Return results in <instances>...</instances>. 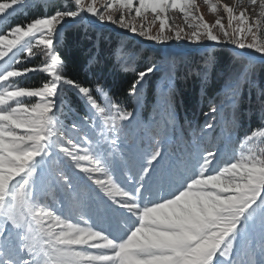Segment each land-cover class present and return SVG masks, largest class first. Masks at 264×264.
Returning <instances> with one entry per match:
<instances>
[{
  "label": "snow or ice",
  "instance_id": "snow-or-ice-1",
  "mask_svg": "<svg viewBox=\"0 0 264 264\" xmlns=\"http://www.w3.org/2000/svg\"><path fill=\"white\" fill-rule=\"evenodd\" d=\"M205 2L227 14V27L223 18L206 22L195 0H61L9 27L14 14L39 5L0 0V264H264V126L231 157L199 146L170 152L155 135L130 145L136 110L99 82L71 78L59 51L65 28L87 22L159 43H230L251 50L240 53L245 61L253 52L264 60V0H247L255 17L239 10L244 0ZM172 11L191 31L173 26ZM213 62L205 61V76ZM157 70L135 72L127 94L139 102ZM248 71L245 62L240 76ZM37 74L39 86H27ZM222 110L210 105L205 115L215 121Z\"/></svg>",
  "mask_w": 264,
  "mask_h": 264
},
{
  "label": "trees",
  "instance_id": "trees-1",
  "mask_svg": "<svg viewBox=\"0 0 264 264\" xmlns=\"http://www.w3.org/2000/svg\"><path fill=\"white\" fill-rule=\"evenodd\" d=\"M60 2L37 0L38 7H33L24 16L14 14L15 18L8 21L7 26L24 23L26 18L43 14L50 10L52 4ZM63 2L66 3L65 0ZM134 40L131 34H119L111 27L98 29L85 22L66 27L59 48L71 78L87 86L99 82L110 92L113 100L129 110H136L137 126L131 132L126 130L129 138L140 137L147 146L149 137L155 135L159 140L161 131L170 152L179 153L199 146L201 150H213L231 157L237 153L236 148L246 134L264 126V62L251 65L249 58L245 61L238 51L226 46L185 53L173 59L181 62L176 65L177 68L158 69L146 78L147 82L137 102L135 97L127 94L130 81L135 72L155 65L162 53L153 54L148 46L128 50L127 47ZM123 56L132 57L130 67L120 66ZM209 56L214 62L208 66L205 76L203 61ZM245 62L249 71L246 76H240ZM32 63L38 64L40 61L37 59ZM165 73L167 76L161 79ZM238 76L235 103H231L229 97L233 90L224 93V89L236 82ZM43 78L37 74L25 83L27 86H39ZM163 87L166 99L162 104L159 101ZM221 104H224L223 110L215 121L205 115L210 105L219 108ZM162 105L164 115L160 116L158 110ZM74 111L80 116L84 115L79 102L75 104ZM230 120L234 123L229 133ZM206 122L213 123L214 127L205 128ZM160 126H166L167 129L162 131Z\"/></svg>",
  "mask_w": 264,
  "mask_h": 264
},
{
  "label": "rangeland",
  "instance_id": "rangeland-1",
  "mask_svg": "<svg viewBox=\"0 0 264 264\" xmlns=\"http://www.w3.org/2000/svg\"><path fill=\"white\" fill-rule=\"evenodd\" d=\"M53 1L57 2L59 0H53ZM65 1L67 3V0H65ZM195 2L197 4V6H198V13L203 15V18H204V20L206 22H208L209 24H213V23H215V20L217 18H223V23L227 27V14L222 9L219 10L218 13H212L210 11L209 4L206 3L205 0H195ZM211 2L212 3H216L217 0H211ZM219 2L221 4H228L230 6H234V4H235V0H219ZM103 3H104V0H97V7H101ZM243 9H247L248 12L253 17H255L256 12L258 11V8L256 10H253V6L248 4L247 0H244L242 8L239 9V10H243ZM169 15L172 18L173 26L178 25L179 27L184 28L185 31H191V29L187 28V26L185 24V21L182 18V15L178 11H172V12L169 13ZM152 19H153L152 16L149 14L147 23L152 25V33L155 34L159 30V22H156L155 24H152ZM141 22L142 21L139 18L136 21L137 25H139ZM1 23H3V21H0V24ZM73 25H75V24H70L69 26H73ZM90 25H92V26H94L95 28H98V29H105V28L111 27L117 33L123 34V35L131 34L132 37H134L136 40H134L132 45L127 47L128 50H130L132 48L136 50L139 47L148 46V47H150V49L153 52V54L162 53V57H159L157 59V63L155 64L157 66V68L161 69V70H166V69H168V67H170L171 69H175V68H177L176 65L181 64V62H180V60H173L174 58L179 57V56H181V55H183L185 53H189V52L204 51L205 48H207V47H212V48L218 47L219 48V47H222V46H226V47H230V48H232V49H234V50H236V51H238L240 53H242V52H250L251 51V50L238 49V48H236L234 45H232L230 43L216 44L215 42H210V41H207V40H201L200 42H189L186 39H181L179 41L173 39V40L165 42V43H159V42H155V41H149V40H147V39H145L143 37H140V36H138L136 34H133V33L129 32V31H127L126 29H121L118 26L112 25V24H109V23H104V24L92 23ZM213 31L216 34L220 35V32H219L218 28H214ZM138 42H141L142 45H140ZM167 49H173V52L170 55V57H165L164 56L163 51H166ZM127 58H128L127 56H123V61L126 60ZM249 59H250L249 62H250L251 65H256L258 62H264V60L260 59V54H257V53H254V52L252 53V56ZM204 63H205V60L203 61V64ZM165 76H167V73L163 74L161 79H164ZM234 83H236V82L228 84L225 87V89H224V93L232 91L233 90L232 86H233ZM161 91H162V95H161V99H160L159 102L163 104L165 99H166V94H165L164 87L162 88ZM221 105L224 106V104H221ZM163 106L164 105H162L160 107V109L158 110L159 111L158 113H159L160 116L164 115ZM154 118L156 119L157 116H154ZM229 125H230V127L229 126H225V127H229V133H230L232 131V128H233L232 125L233 124L229 122ZM136 126H137V121L135 120L133 122V124L126 130L127 131L129 130V132H131L132 128L136 127ZM130 128H131V130H130ZM160 129L162 131H165L167 128H166V126H160ZM134 137L135 136H132L131 138H129L130 141H128V143L130 145L135 142ZM158 137H159V140L163 139L161 131H160ZM236 150H237V152H239V150H240L239 146L236 148Z\"/></svg>",
  "mask_w": 264,
  "mask_h": 264
}]
</instances>
